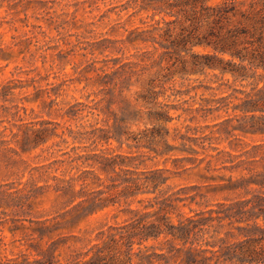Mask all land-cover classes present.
Masks as SVG:
<instances>
[{
	"label": "rangeland",
	"instance_id": "rangeland-1",
	"mask_svg": "<svg viewBox=\"0 0 264 264\" xmlns=\"http://www.w3.org/2000/svg\"><path fill=\"white\" fill-rule=\"evenodd\" d=\"M129 2L0 0V233L9 254L35 252L40 234L34 220L50 227L61 221L51 233L58 242L71 231L93 236L105 223L121 222L126 200L113 192L122 178L143 182L153 168H164L167 181L160 191L140 192L131 206L171 193L183 198L178 210L185 214L216 202H255V195L264 202V144L251 151L264 135L243 131L264 124V112L246 107L258 78V86L264 83L263 70L246 79L218 70L182 77L176 66L178 74L159 97L172 119L157 120L136 97L161 67L130 74L132 61L151 45L134 39L144 24ZM177 90L186 93L173 94ZM157 125L161 133L152 135ZM46 132L48 139L37 143L35 134ZM104 156L112 163L108 173L95 161ZM226 156L233 161H223ZM90 169L104 186L89 184L83 192L118 201L78 220L71 218L74 211L62 216L70 205L56 191L55 176L92 177ZM76 243L61 248L81 246Z\"/></svg>",
	"mask_w": 264,
	"mask_h": 264
},
{
	"label": "trees",
	"instance_id": "trees-1",
	"mask_svg": "<svg viewBox=\"0 0 264 264\" xmlns=\"http://www.w3.org/2000/svg\"><path fill=\"white\" fill-rule=\"evenodd\" d=\"M244 5V0H130L128 6L140 14L144 24L138 26L140 30L134 39L151 45L139 60L132 61L130 74L137 73L136 67L143 71L147 67H161L150 76L144 90L136 97L146 106L148 114L166 122L172 119L159 97L164 95L167 83L178 74L176 66H180L182 77L218 70L234 78L246 79L254 77L252 73L257 71L264 72V0H251ZM197 46L206 50L194 51ZM260 81L262 78L255 82V94H249V106L246 107L264 112V83L258 86ZM175 93H186V90ZM152 128V135L161 133L160 125ZM165 131L168 133L169 129L165 128ZM243 131L264 135V124ZM35 135L37 143L45 142L50 136L48 132ZM263 144H255L251 151ZM226 153L232 155L229 151ZM104 157L95 161L100 163L99 170L108 173L112 163L106 162L109 156ZM229 157L223 161H233ZM125 170L130 174L138 171ZM87 171L93 176L64 177L60 181L55 176L59 181L56 191L64 202H68L66 205H70L62 216L74 211L71 218L78 220L118 201L112 194L110 199H97L95 190L86 195L83 192L86 185L104 186L99 173L94 169ZM165 171L162 167L150 169V175H146L143 182L134 177L122 178L119 183L123 186L113 193L126 200V206L119 210L125 218L121 222L105 223L93 236L90 235L92 232L74 234L71 231L61 235L62 241L58 242L51 233L58 229L61 221L53 222L57 227H50L45 225V220H34L40 234L38 242L32 245L35 252L9 254L8 242L0 233V264L264 263V202H259L257 195L252 198L255 202H248V198L216 202L206 208L191 210L190 214L178 210V202L183 198H173L172 193L154 196L150 199L153 203L143 207L131 206L140 192L160 191L159 187L169 177L164 175ZM74 180H82L85 185L76 188ZM141 184H150V187L143 190ZM112 187H118V184L111 185L109 190ZM69 240L80 242L81 246L61 248Z\"/></svg>",
	"mask_w": 264,
	"mask_h": 264
}]
</instances>
